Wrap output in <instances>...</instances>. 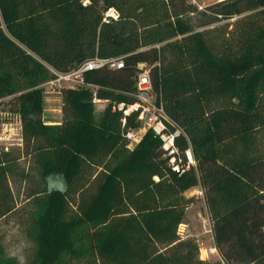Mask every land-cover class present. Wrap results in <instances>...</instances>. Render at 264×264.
<instances>
[{"label": "trees", "instance_id": "obj_1", "mask_svg": "<svg viewBox=\"0 0 264 264\" xmlns=\"http://www.w3.org/2000/svg\"><path fill=\"white\" fill-rule=\"evenodd\" d=\"M110 8L118 17L104 21ZM95 56L123 58L124 67L61 88V122L44 124L49 68L67 72ZM138 64L150 69L167 130L179 131L174 143L180 153L191 148L195 168L172 172L151 130L126 147L122 114L111 107L134 101ZM94 88L108 101L99 121ZM1 103L19 117L40 181L27 196L25 264H264V0L203 9L189 0H0ZM93 163L104 172L84 197ZM195 187L216 262L177 235L195 200L183 194ZM0 264L19 262L0 246Z\"/></svg>", "mask_w": 264, "mask_h": 264}, {"label": "rangeland", "instance_id": "obj_2", "mask_svg": "<svg viewBox=\"0 0 264 264\" xmlns=\"http://www.w3.org/2000/svg\"><path fill=\"white\" fill-rule=\"evenodd\" d=\"M221 0H189L198 9ZM43 112L41 120L46 125H57L61 122L60 89L54 91L43 87ZM5 102V101H4ZM95 120L99 121L101 110L105 104L94 105ZM165 159V158H164ZM114 160H107L106 165L111 168ZM167 166V164H166ZM105 166L95 163L90 165L88 173V187L84 197L92 196L99 183ZM157 182L158 177L153 176ZM39 178L32 157L23 148L21 139V126L19 117L10 113L3 103L0 104V210L7 211L0 217V246L5 254L17 259L19 264H25L32 255V245L25 236V228L29 214L32 210L29 192L39 186ZM62 189L64 182L59 178L53 187ZM199 187L186 191L185 198L193 197L195 200L184 213V219L178 225L177 235L181 240L191 239L197 246V256L206 262H216L219 257L214 247L211 225L208 213L200 195ZM264 232V226H263ZM215 248L214 252L211 249Z\"/></svg>", "mask_w": 264, "mask_h": 264}, {"label": "built area", "instance_id": "obj_3", "mask_svg": "<svg viewBox=\"0 0 264 264\" xmlns=\"http://www.w3.org/2000/svg\"><path fill=\"white\" fill-rule=\"evenodd\" d=\"M117 17L116 11L110 8L104 14L103 20L107 21L109 18L116 20ZM123 67V58H100L95 56L84 60L67 72H58L49 68L53 77L43 87H48L51 91L57 88L86 87L87 85L84 81L85 73L98 69H122ZM136 68L137 71L134 77L135 92L132 94L134 101L131 104H113L111 107L112 111H119L122 114L120 122L124 129L123 137L127 143L126 147L132 149L145 132L151 130L161 141L163 157L166 159L167 167L172 172L180 173L192 167L195 168L196 163L191 148L188 147L180 153L174 143L179 131L170 133L167 130L166 122H168V119L164 112L162 96L155 91L152 85L150 69L144 64H138ZM94 90L95 88L93 89V104L106 105L108 101L97 98ZM130 117H133L134 123L137 124L135 128H126L127 119ZM198 193L202 195L200 188ZM214 250L215 248L211 249V252H214Z\"/></svg>", "mask_w": 264, "mask_h": 264}]
</instances>
